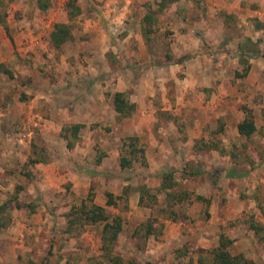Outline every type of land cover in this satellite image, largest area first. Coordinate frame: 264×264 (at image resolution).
Masks as SVG:
<instances>
[{
	"label": "rangeland",
	"instance_id": "1",
	"mask_svg": "<svg viewBox=\"0 0 264 264\" xmlns=\"http://www.w3.org/2000/svg\"><path fill=\"white\" fill-rule=\"evenodd\" d=\"M47 1L48 6L41 9L37 0H0V63L11 72V75L0 74V204L7 201V213L11 216L9 224L0 229V254L16 257L8 264H27L29 260L38 264H95V260H101L102 223L84 225L79 232V228L72 232L66 230V212L72 206H79L82 200L88 203L89 192L95 204L100 205L98 203L104 201L108 213L122 218L123 227L111 253L120 255L124 264H165L166 258L162 261L159 257L155 261L151 253L157 252V256H160L161 249L156 246L166 241L164 232L146 240L133 236L135 228L150 217H157L161 223L167 221L166 224L171 225L169 230L173 223L178 224L181 238L177 240V237L168 235L167 239L168 248L171 246L168 251L172 255L175 248L185 244L194 261L196 258L207 261L210 249L214 244L217 245L219 234L223 232L233 239L229 246L231 254L244 253L254 260V264H264V240L258 238L263 236V232L255 233L248 221L252 218L264 227V74L254 77V84L251 81L238 82L237 79H245L246 74L237 77L227 64L216 63L236 56L234 47H226L224 43L243 41L246 38L244 34H251L253 19L258 17L249 16L254 13L247 9L242 12L248 16L245 18L246 23H243L237 21L234 13H224V21L230 32L228 38L223 37L224 42L220 47H217L213 38H199L210 48L205 50L203 59L207 65L204 86L184 92V79L192 72L187 73L178 65L167 71L161 68L167 61L165 54L171 42L166 31L162 38L149 42L148 48H154L139 51L134 40L123 42V31H119L114 22L109 21L96 7L100 0H76L80 12L71 17L67 6L70 0ZM150 1L149 7L143 11L142 19L146 13L154 12L158 22L155 25L165 28L163 12L169 9V5L157 12V0ZM248 4L251 9L256 8L264 13V0H249ZM158 14L161 17L159 21ZM55 23H65L70 28L71 37L59 46L50 40ZM96 28L105 32L113 46L130 43L128 54L120 55L122 59L116 58L121 72L105 70L99 60L101 55L98 54V57L94 54V60L91 59L92 55L86 53L91 46L99 45L94 36L98 32L94 31ZM261 34L264 35V30L258 32V36ZM263 43L259 44L260 48ZM170 54L174 60L186 57L172 52ZM247 57L248 60L259 58L260 54L254 52L247 54ZM209 63H216L221 69L211 71ZM76 64L81 65L82 70ZM90 64L95 67L90 74L101 82L106 99H109L117 80L122 79L128 85L124 92L129 100L131 94H141L145 88H150L151 82L154 88L150 93L156 99L161 100L162 94L173 99L184 94V100L182 103L174 101L172 105L162 104L167 109H160L161 104L157 103L160 106L154 113L152 133L155 138L164 141L167 155L153 153L157 157L156 160L150 159V165L145 143L140 141L145 149V164L135 160L129 167L121 168L117 156L118 161H111L103 171L95 166L97 151L94 158H87L92 166L86 165L85 168L93 173L88 190H84L83 186L73 190L68 170L62 173L65 178H61V182L56 180L59 188H53L52 184L45 185L41 180L47 173L52 178L54 172L50 168L53 163L47 165L50 159L42 146L39 124L49 123L52 119L65 127L73 124L70 120L74 119V113H83L77 109L78 100L87 95L83 93L84 88L77 90L80 85L77 81L84 83L86 81L83 80H89V73L85 74V71ZM240 64L242 69L246 62ZM134 86L137 87L136 93ZM188 100L191 105H187L190 104ZM246 111L251 112L256 125L255 131L249 136L237 130V124L245 117ZM199 113L203 119L200 118L198 123L203 124L201 130L204 132L194 138L191 146L192 143H187V129L197 123L194 117ZM190 115L192 117L189 120L183 118ZM211 144H215L216 149ZM224 145L228 147L220 153L217 147ZM55 156L66 158L59 151ZM31 157H45L46 161L41 162L43 165H36L29 161ZM220 159L223 162L219 167L214 162ZM230 162L234 163L231 165V168H235L234 176L222 177L221 174L230 168ZM61 166L55 169H61ZM168 171L172 172L176 183L173 189L176 192H189L183 201L167 199L165 192L158 190L163 174ZM106 174L108 177L103 176ZM106 191L114 197L120 196L115 197V205H106ZM197 194L210 198V202L206 204L196 199ZM133 195L138 198L133 199ZM217 196L221 198L219 206L211 212V202ZM135 200L136 204L133 203ZM16 202L22 206L17 207ZM29 203L33 204L32 208L27 206ZM165 206L168 211H176L175 218L159 211ZM127 217H132L128 223ZM203 224L210 225L212 229L207 241L212 247L209 245L206 250L199 240L198 230ZM186 228H189V235L184 231ZM6 240L16 246L5 248L3 245Z\"/></svg>",
	"mask_w": 264,
	"mask_h": 264
},
{
	"label": "crops",
	"instance_id": "2",
	"mask_svg": "<svg viewBox=\"0 0 264 264\" xmlns=\"http://www.w3.org/2000/svg\"><path fill=\"white\" fill-rule=\"evenodd\" d=\"M248 2L249 0H179L170 4L171 6L169 5V9L163 12V23L166 25L165 28H161L158 25H153L155 31L152 33V37L154 38V40L162 38L163 34H165L164 32L166 31L168 33L166 36H168V39L171 41L169 43V48H171L172 50L171 52L187 57L183 58L181 62L166 61L161 67L162 69H165L167 71L172 66L178 65L179 67L185 69V72H192L190 76L189 74H187L186 78L184 79V92L187 91V89H194L195 87H200V85H203L204 83L207 65L203 62V59L206 54L205 50H209L210 48H208L204 43H202L199 38H213L217 43V47H220V44L224 42L223 37H229L230 28H228L227 23L224 21V13H234L233 15H236L237 21L246 23V19L248 18V16L242 12H245L247 9H249V11H252V13H254L249 16H257V19L264 20V13H261L259 10L253 7V9H251L250 4H248ZM150 3V0H100L96 7H99L98 9L102 11L105 17L109 19V21L114 22L115 26L119 31H123V42L126 40H134L137 44V49L139 51H141V49H145L147 51V49L154 48V46H150L148 48L149 44L145 42V37H143L141 33V23L143 11L144 9L149 7L148 5H150ZM158 17V21L159 19L161 20L159 14ZM239 25L241 26V24ZM99 29L100 28H96L94 31H98ZM225 30L227 31L226 34ZM251 30V34H244V36L250 37L253 41H255L256 39H258V37L261 36V38L264 40V35L262 36L261 34L260 36H258V32H262L264 29L255 30L252 27ZM105 35V32H103L102 30L96 32L94 36H96V42L99 45L91 46L89 49H87L86 53L92 55L91 59L94 60L96 59V56H94V54H97V56L98 54L101 55V58H99V60H101L102 67L105 70L111 69L121 72L122 68L117 64L116 61L123 58L120 57V55L128 54L130 43L128 44L127 42H125V44L113 46L110 44V40H108L107 36ZM94 36L92 37V39L94 38ZM256 36L257 38L255 39L254 37ZM102 41L103 44L101 43ZM106 42L107 45H105ZM238 42L236 44L231 43L230 41H226V43H224L226 47H228V45L234 47L233 49L236 51V56L233 59L228 58V61L219 60L218 62H216L218 63V65L222 63L227 64L228 67H231L234 72L236 70H240L241 64L239 62V59L241 55L237 47ZM152 44L153 42L151 43V45ZM98 49H101V51L99 52ZM246 54H250V52H246ZM116 58H118V60ZM263 58L264 57H262L261 55L259 58H249L250 68L245 75V79H237V81H251V83L254 84L255 82H252L254 81V77H258V75L264 74ZM122 61L123 60H121V62ZM216 63H209L208 65H210L209 67H211V69L209 70H215V72L217 69L220 70L221 67H218ZM76 67L81 69L82 66L76 64ZM87 69L88 70L85 71V74L89 73L90 77L86 75L89 80H83L86 81L84 83L80 82L81 80L77 81L80 83V85L77 86V90L81 91V89L84 88L85 92L83 93L87 95L85 96V98L82 97L81 100H78L79 105L77 106V109L78 111L81 110V112L83 113H74V119L70 120L73 124L81 123L84 125V127L79 130V139L76 145L73 146V148L71 149H68L66 147L63 138L60 136V132L62 129L60 123L51 119L50 121H48L49 123L43 122L42 124H39V129L41 131L40 135L43 141L42 146L44 147V150L47 151V154L50 159L47 165L53 163L52 167L50 168H52L51 172H54L52 178V175H48L47 173L41 180L45 185L52 184L53 188H55L56 186L59 188L60 185L58 186L59 183H57L56 180H59L61 182V178H65L62 173H66L65 170H68L73 190H76V187L78 186H80V188L81 186H83L84 190H88L89 185L91 183L90 175L93 173H90L88 169L85 168L86 165L92 166L87 162V158H94L97 154V151L100 154L101 152H103L99 161H95V166L101 168L104 171L111 164V161L113 163L118 161L117 150L120 148L122 140L126 136H137L141 142L145 143L146 155L149 159L150 165V159L156 160L155 157H157L153 155V153H159V156L163 155L164 153L167 155L168 150L164 141L161 142V140L155 138V134L152 133V126L155 122L154 113L159 109L160 106L157 105V103L161 104L160 109H167V107H162V104L166 105L169 103L170 105H172L174 101L179 103L184 100V94L179 96L180 98L177 95L174 99L169 95L168 97H166L165 94H162L161 100H159V98L156 99V97H153L150 93V90L152 89L153 91L154 88V84L153 82H151L150 88H145L143 93L131 94L130 101L135 104V109L129 116L124 117L119 115L114 110L112 97L116 91H124L128 87V85L123 83L122 79L117 80L119 84H115V88L112 89L109 99H106L103 93L101 82L97 81V79H95L94 76L90 74L94 71L95 67L93 66V64H90V67H87ZM220 80L221 79H219V81ZM112 82L114 83V81ZM142 87L144 88L145 85H143ZM134 88L136 93L137 87L134 86ZM187 102L189 103L190 100H188ZM198 102L199 101H197V103ZM187 105H191V102ZM171 113L174 114V112ZM38 117L40 118L42 116ZM190 117L192 116L190 115L183 118H188L189 120ZM194 118L197 120V123L195 122L196 124H194L191 129L188 128L186 134L187 143H189V145L192 143L191 146H193L194 138L200 137L201 135H203L204 132L201 130L203 124L200 125L198 123L201 118V113H199ZM95 123H98V125L96 126ZM159 143L161 145H159ZM227 147L228 145L219 146L217 147V150H219L220 152L221 150H223V148L225 149ZM159 150H161L162 152H158ZM57 151L64 154L66 158L61 156H55ZM219 156L220 155H218V157ZM222 162L223 160L220 159L215 160L214 163L216 165H221ZM65 163L67 164V167H63ZM230 163L231 164L228 163L230 168L228 167L229 169H226V171H224L225 174H221L222 177H224L225 175L234 176L233 172H235V168H231V165H234V163ZM35 164L40 165L42 163L36 162ZM55 164L56 167H54ZM60 164L64 165L61 166ZM59 166H61V169H55ZM227 171L229 172V174H226ZM103 176L108 177V174ZM136 198L138 197L136 195H133V199ZM220 200L221 198L219 199L218 196L216 200L213 198V201L211 202V212H214L215 208L219 206ZM136 202L137 200L133 201V203L135 204ZM103 203L104 201L102 203L99 202L98 204L104 206L105 203ZM225 206L226 205H224V208ZM132 217H127V223L132 219ZM166 222L167 221L162 223V233L164 232L163 237L166 238V241L163 242L161 245L159 244L158 246H156L160 247L161 254L160 256H157V252H151L152 257H155V261L158 260L159 257L162 258V261L166 258L167 262L165 261V264H177V260L174 258L170 250L168 251L171 246L168 248L167 239H169L168 235H172L173 237H177V240H179L181 238V230H179V226L176 223H173L172 229L169 230L168 227H171V225L166 224ZM189 228H186L184 230L185 233L187 231V235H189ZM190 230L193 229L190 228ZM198 231L200 235L199 240H201L202 246L206 250L208 249L207 247L210 245L207 241L209 240V231H212V229L210 228V225L203 224L201 225V227H199ZM3 246L5 248L8 246L13 247L16 246V244L6 240ZM213 246H216V244H214ZM9 257L11 256L0 254V264H8L10 262H13L14 259L16 260L15 256H12L11 258ZM158 264L162 263L158 262Z\"/></svg>",
	"mask_w": 264,
	"mask_h": 264
},
{
	"label": "trees",
	"instance_id": "3",
	"mask_svg": "<svg viewBox=\"0 0 264 264\" xmlns=\"http://www.w3.org/2000/svg\"><path fill=\"white\" fill-rule=\"evenodd\" d=\"M179 1V0H158L157 1V9L156 11L164 10L168 5ZM37 5L39 8L44 9L48 6L47 0H37ZM69 7L68 15L69 17L76 15L80 12V8L76 5V0H70L67 4ZM148 12L145 14L142 19L141 25V33L143 37H145V42L149 44V42L153 41L152 33L155 31L153 25L157 23L155 13ZM253 29H264V20H259L257 18L253 19ZM71 37L69 25L65 23H55L52 31L50 32V40L55 46L61 45L63 42L67 41ZM264 42L262 38H258L255 41L251 40L250 37L244 38L243 41L238 42V49L240 53L239 62H246L242 69L236 70L234 72L235 76L242 77L250 68L249 60L246 52L250 53H259L262 57H264V43L260 48L259 44ZM170 48H168L165 57L167 61L173 62H181L183 58L174 60L173 56L170 54ZM243 56V57H242ZM0 74H9L11 75L10 70L3 64L0 63ZM113 105L114 110L121 116H129L132 111L135 109V104L129 100L124 91H116L113 94ZM84 127L81 123H74L69 126L62 127L60 136L65 140L67 148H73L75 142L79 139V130ZM256 129V125L253 121L252 114L250 111H246L245 117L237 124L238 133L249 136ZM140 140L137 136H126L122 140V144L119 148V166L121 168H126L131 165V163L135 160H140L141 163L145 164V149L140 143ZM210 146V143H209ZM211 146L216 148L215 144H211ZM44 154L46 152L42 150ZM223 150L220 151L222 153ZM98 152L97 160L99 161L102 156ZM232 156H235L233 154ZM236 157V156H235ZM31 163L36 162H45L46 158L38 159L31 157L29 159ZM29 175V174H28ZM175 181L172 177V172L168 171L163 174V178L161 184L158 187L159 191L165 192V198L173 199L175 198L177 201H183L188 197V191L176 192L173 188L175 186ZM20 187H18L19 189ZM126 189V188H125ZM92 194L89 192L87 196L88 203L85 200L81 201L79 206H72L69 211L66 212L67 217V228L68 232H72L73 230L80 228L82 229L84 225L87 224H96L102 223L101 229V260H95V264H124L123 258L120 255H115L111 253L114 242L116 241L118 234L122 230L123 221L120 216L112 215L108 213L104 206L97 205L92 200ZM105 195L107 196L106 205H115L116 200L115 197L120 198V196H115L106 191ZM196 199L202 200L208 204L210 202V198L204 197L202 195L197 194ZM14 199V197H13ZM9 201V200H8ZM17 207H21V204L16 202ZM28 207L32 208L33 204H28ZM165 206L160 208V212H167V216L170 218L176 217V211L171 210L168 211ZM208 214V213H206ZM247 218V217H246ZM11 221V216L7 213V201L0 204V229L6 227ZM246 221V220H245ZM250 228L255 231V233L260 234L263 232V236H258L259 240H264V227L262 224L253 221L252 218L249 220ZM163 224L158 220L157 217H150L145 222H141L134 230L133 236H140L143 239H147L150 236H158L162 233ZM233 242V239L230 238L225 233L221 232L218 237V243L209 251V259L205 261V259L196 258L194 261L193 257L188 253L189 251L186 249L187 246L184 244L181 247L175 248L173 250V256L177 260L179 264H254V260L244 253L231 254L229 250L230 244ZM27 264H38L32 260H29ZM91 264V263H89Z\"/></svg>",
	"mask_w": 264,
	"mask_h": 264
}]
</instances>
